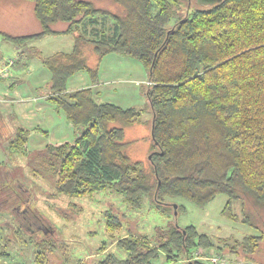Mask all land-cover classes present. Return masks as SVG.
Instances as JSON below:
<instances>
[{
  "label": "trees",
  "instance_id": "1",
  "mask_svg": "<svg viewBox=\"0 0 264 264\" xmlns=\"http://www.w3.org/2000/svg\"><path fill=\"white\" fill-rule=\"evenodd\" d=\"M19 1L33 5L40 31L27 36L0 31L8 41L74 36L72 52L43 63L52 74L51 101L83 132L74 144L34 153L26 150V130L4 140L6 168L12 171L0 166V211L11 219L1 226L37 239L30 243L40 262L44 254L60 253L62 241L51 225L42 220L41 228L31 217L36 212L30 203L38 198L28 189L33 172L34 180L53 181L52 198L112 190L134 211L148 203L164 213H180L184 207L178 199L204 208L224 195L222 215L257 235L213 239L195 226L175 225L143 235L135 227L125 229L126 217L113 209L105 213L107 230L117 234L113 244L126 256L106 253L90 264H155L162 255L173 263L204 264L192 259L201 249L264 264V0L212 5L110 0L114 11L90 0ZM58 24L66 28L60 31ZM112 53L139 60L149 72L153 145L146 164L132 158L125 140L126 130L139 123L140 110L99 104L91 89L66 93L78 73L96 82L100 62ZM42 229L47 232L37 238Z\"/></svg>",
  "mask_w": 264,
  "mask_h": 264
},
{
  "label": "rangeland",
  "instance_id": "2",
  "mask_svg": "<svg viewBox=\"0 0 264 264\" xmlns=\"http://www.w3.org/2000/svg\"><path fill=\"white\" fill-rule=\"evenodd\" d=\"M90 1H95L98 6L113 11L116 10L110 0ZM196 1L201 5L206 4L201 0ZM20 7L22 8L20 12L15 11L20 10L18 9ZM30 12L31 16L26 15V13L30 14ZM2 16L4 18L8 16L9 19L14 22V26L15 23L22 26L21 30L11 27L6 28L7 30H2L9 35L24 36L36 34L40 31V25L33 14V5L31 3L23 2L20 4L19 0H0V21ZM24 18L26 24L23 26ZM176 20L177 17L172 21ZM65 28L66 26H62V24L56 26V29L60 31ZM14 31H19L20 34H14ZM3 41L2 35H0L1 56L8 59L7 61L12 60L18 64V55L14 52L13 47L6 45ZM73 43V35H49L44 39L33 41L32 45L35 44L38 49L42 51L44 56H51L60 51L69 53L73 48ZM125 59H128L129 62H126ZM118 61L122 62L119 63ZM90 64L95 65L96 59L92 58ZM141 64L142 63L139 60L132 57L112 53L107 55L100 62L98 67V77L105 71L110 74L111 72L116 71V69L129 70L131 68H133V71H131L130 74L131 79H137L139 75L146 77V72ZM16 66L10 70L12 76L19 72ZM138 70L140 71L136 72ZM81 73L84 75L88 74L86 72ZM51 75L50 70L37 60L24 72L23 79L32 85H35V81H38L39 84L34 86V91L46 93L49 91ZM68 83H70V81ZM133 88H135V86H133ZM137 88L138 87L135 88L136 92L135 94L133 93V97L130 95L127 96L126 92H120L119 95L120 98L123 99L122 104L125 108L130 107L141 111L142 116L139 123L126 130L125 140L130 142L129 150L132 158L135 161H140L146 164L150 157L149 153L151 152L153 145V113L147 96V87ZM62 118L63 120H66L64 115ZM7 129L8 125L5 129V127H2V123H0V137L3 139L0 140V155L1 158H4L5 160L8 158L4 152V148H2V144H4V140L9 136L6 132ZM71 130L72 131H70L68 135V142L74 140L72 136L74 130L73 127ZM38 138L40 140H45L44 134L40 131L33 130L30 134L29 144L27 145L29 151L31 150L32 144L37 143ZM7 162L8 160L2 165L8 172H11V167L8 166L6 168ZM33 173L31 177H29L30 182L28 189L33 194L37 195L38 198L34 200L32 199L30 209L38 214L35 213L31 217L41 228L43 227V224H41L42 220H46L47 223L51 225L52 230L56 232V237L62 241V243L56 241V243L60 244L58 245V247H60V253L58 256H53V253L52 256L54 258L52 260L49 259V257L52 256H46L44 254L42 261H38V250L36 249L35 244L30 243L34 241L38 242L37 239L31 240L28 236H23L18 230H16L15 233L12 231L9 232L8 228L5 230L1 224H6V221H9L11 217L8 212L0 211V264H90L97 260L96 256H98V258H104L106 253L118 254L120 258H124L126 255L114 245L115 239L113 238V235L116 237L117 234H113L107 230V218L105 217V213L113 209L126 217V220L123 222L125 229L135 227L143 235L152 236L155 234L156 228H166L172 225L179 227L195 226L200 233H205L213 239H227L230 237L242 239L244 235L256 234V231L250 227L232 222V220L222 215V211L228 201V198L224 195L217 197L204 208L196 207L186 200L178 199V204L182 205L184 210L180 213L177 212L178 214L176 216L174 211L169 214L166 212L164 213L160 208L157 209L148 203H146L140 210L134 211L127 206L125 199L121 195H118L112 190L101 191L91 197L85 198H71L58 194V198H52L51 196L55 193V189L50 183L53 184V181L46 180L45 177L39 180H34L36 178L33 176ZM23 212H26L25 209ZM46 230L48 229L46 228ZM46 232L47 231L42 229L41 232H38L37 238H41ZM50 232L52 233V231ZM104 246L108 252H102ZM200 251L203 253L220 254L229 264H256L249 261H238L234 256L220 251L201 249L194 254ZM192 259L195 260V258ZM155 264L178 263L169 262L166 257L162 255Z\"/></svg>",
  "mask_w": 264,
  "mask_h": 264
},
{
  "label": "crops",
  "instance_id": "3",
  "mask_svg": "<svg viewBox=\"0 0 264 264\" xmlns=\"http://www.w3.org/2000/svg\"><path fill=\"white\" fill-rule=\"evenodd\" d=\"M18 9L20 10L15 11L20 12L22 8L20 7ZM26 15L31 16V12L30 14L26 13ZM8 16L6 18H4L3 16L1 17L0 31H2L3 29L7 30L6 28L10 27L21 30L22 26L15 23V27L14 22H12ZM25 18L23 26L26 24ZM14 32L12 33L20 34L19 31ZM2 38L4 40L3 43L12 46L14 52L18 55V64L14 61L15 65L13 67L17 65L16 67L19 70V72L14 76H12V74H9V76L6 78H0V123H2V127H5L6 129L8 125V129L6 130V132L7 134H9V136H12L16 130H26L28 132L27 145L29 144L30 134L33 130L40 131L42 134H44L45 140H40L38 138L37 143L32 144L30 151L26 145V150L30 153L41 152L50 145L59 146L66 143L74 144L75 141L81 136L83 128L74 127L69 123L65 113L51 101L52 95L50 91L46 93L34 91V86H37V84H39L38 81H35V85H32L31 83H27V81L23 79L24 72L30 68V65L32 63L38 60L44 65L43 59L64 52L60 51L54 53L51 56H44L42 51H40V49H38L35 44L32 45L33 41H38L41 39L32 40L24 44H16L8 41L3 36ZM72 50L70 52H72ZM7 60L8 59H5L1 56L0 52V68L8 63ZM125 60L126 62H129L128 59ZM118 62L120 63L122 61ZM141 66L146 72V77L139 75L137 79L130 78V74L131 71H133V68L129 70L116 69V71L111 72L110 74L106 73V71L102 72L99 76L100 78L98 77V80L96 82H92V79H90L88 74L84 75L82 73H78L76 74V76H73L69 80L70 83H67L66 93H72L83 89H91L93 97L97 103H107L123 109H130V107H124V105L122 104L123 99L120 98L119 94L120 92H126L127 96L130 95L131 97H133V93L135 94L136 92V87L144 88L149 85V72L145 69L143 64H141ZM139 71L140 70L136 72ZM51 80L52 75L50 81ZM133 86H135V88H133ZM63 115L65 116L66 120H63ZM68 124L71 125L74 129L72 135L74 140L70 142H68L67 139L70 131H72V127ZM6 161L7 160H5L4 158L2 159L0 155V165H2Z\"/></svg>",
  "mask_w": 264,
  "mask_h": 264
},
{
  "label": "built area",
  "instance_id": "4",
  "mask_svg": "<svg viewBox=\"0 0 264 264\" xmlns=\"http://www.w3.org/2000/svg\"><path fill=\"white\" fill-rule=\"evenodd\" d=\"M15 65L14 61L9 60L7 64L0 68V78H6L10 74L11 68ZM151 83H149L150 85ZM195 260L206 264H229L226 259L217 253H203L202 251L193 254Z\"/></svg>",
  "mask_w": 264,
  "mask_h": 264
},
{
  "label": "water",
  "instance_id": "5",
  "mask_svg": "<svg viewBox=\"0 0 264 264\" xmlns=\"http://www.w3.org/2000/svg\"><path fill=\"white\" fill-rule=\"evenodd\" d=\"M203 1L204 3L208 4V5H212V4H215V3H220L222 2L223 0H201ZM151 157H149L150 159ZM174 209L177 210V205H174ZM175 215L177 216V211H175Z\"/></svg>",
  "mask_w": 264,
  "mask_h": 264
}]
</instances>
